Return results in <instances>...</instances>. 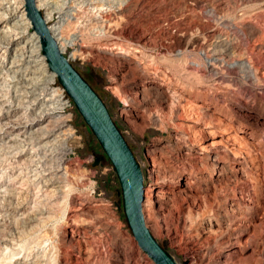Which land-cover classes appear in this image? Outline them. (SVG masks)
I'll return each instance as SVG.
<instances>
[{
  "label": "rangeland",
  "instance_id": "rangeland-1",
  "mask_svg": "<svg viewBox=\"0 0 264 264\" xmlns=\"http://www.w3.org/2000/svg\"><path fill=\"white\" fill-rule=\"evenodd\" d=\"M39 4L140 164L154 239L178 264H264V0ZM23 7L0 0V264H154L117 209L111 164L88 162L102 150L81 116L82 146L60 141L65 102ZM213 142L216 158L194 159Z\"/></svg>",
  "mask_w": 264,
  "mask_h": 264
},
{
  "label": "water",
  "instance_id": "water-1",
  "mask_svg": "<svg viewBox=\"0 0 264 264\" xmlns=\"http://www.w3.org/2000/svg\"><path fill=\"white\" fill-rule=\"evenodd\" d=\"M23 2L26 18L38 37L40 52L47 68L55 74L57 82L72 100L78 115L101 147L102 154L97 155L93 166H102L103 160L112 166L120 186L118 195L121 196V204L117 205V209L124 214L138 247L154 264H178L153 238L145 225L141 211L144 200L143 173L105 103L64 56L35 0Z\"/></svg>",
  "mask_w": 264,
  "mask_h": 264
},
{
  "label": "bare ground",
  "instance_id": "bare-ground-1",
  "mask_svg": "<svg viewBox=\"0 0 264 264\" xmlns=\"http://www.w3.org/2000/svg\"><path fill=\"white\" fill-rule=\"evenodd\" d=\"M35 4H36V6H37V8L39 9V10H41V6H40V4H39V0H35ZM23 5H24V2H23ZM24 8V7H23ZM45 21H47V19L48 18H46V13H45ZM22 19H21V21H25L27 24H29V21L27 20V18H26V14H25V10H23V14H22V17H21ZM30 25V24H29ZM49 28H50V30H51V33H52V35H53V37L55 38V40H56V42L58 43V45H59V48H60V50L63 52V50L66 48V47H69V46H71L72 45V43H73V41H74V39H72V40H69V41H66V45L63 47V45L59 42L60 41V28L59 27H51V26H49ZM34 36V39L36 40V45H37V48L39 49V51H40V47H39V42H38V37L34 34L33 35ZM65 42V41H64ZM61 44V45H60ZM52 73V72H51ZM53 75H52V77L53 78H55V74L54 73H52ZM59 95H60V98L62 99V96H61V94L59 93ZM174 97V96H173ZM61 99H60V101H61ZM176 99V98H175ZM174 99V100H175ZM63 100V99H62ZM173 100V99H172ZM172 102V101H171ZM177 102H178V100H177ZM172 103H174V102H172ZM179 104V103H178ZM174 105V104H173ZM62 106H65V103L64 104H62ZM127 106V105H126ZM220 142V141H219ZM193 144V143H192ZM208 146V145H207ZM196 147V146H195ZM218 147H219V143L218 142H213V143H211L210 145H209V148H207L206 146H204V147H199V150L201 151L200 153L199 152H194L195 154H194V159L195 160H199V162H201V161H203V160H206L205 159V157L206 158H216V156H217V153H218ZM192 148V147H191ZM222 151V150H221ZM192 152H190V154H191ZM206 154V155H205ZM190 156V155H189ZM215 160V159H214ZM213 160V161H214ZM217 161V160H216ZM209 162V161H208ZM196 164V163H195ZM191 165H192V162H191ZM196 166V165H195ZM213 167V166H212ZM155 175V174H154ZM165 176V175H164ZM161 178V177H160ZM158 179V177L156 176V180ZM161 180H163L164 181V178H161ZM158 182V181H157ZM160 182V181H159ZM195 183V181L194 180H191V182L188 184V182L185 184V185H183V187L181 186V188L179 189L180 190V193L182 194V195H186L185 197H189L190 196V193H191V189L193 188V184ZM160 184H161V182H160ZM179 184H180V181H177V186H179ZM181 185H182V182H181ZM185 186V187H184ZM180 187V186H179ZM153 191H152V197H153V203H155V204H157L158 205V207L160 208L161 207V210L162 209H164V208H166L165 207V205L167 206V212H166V214H164L163 212H159V213H157V211H156V213H155V211H154V213H155V215L158 217V218H163L165 221H166V218H168V221H169V219L171 218V215H173L172 214V212H171V210H173V209H170V207H169V202L170 201H168L167 203H165L164 202V198H167L168 196L165 194V192H163L162 191V189H158V188H154V189H152ZM148 192V191H147ZM146 192V193H147ZM167 192V191H166ZM171 192V191H170ZM179 193V192H178ZM168 194V193H167ZM170 195H171V193H170ZM173 195V194H172ZM174 196V195H173ZM172 196V197H173ZM192 196V195H191ZM195 196V195H194ZM194 196H192V197H194ZM191 197V198H192ZM190 198V197H189ZM190 198V199H191ZM197 198V197H196ZM196 200V199H195ZM198 200V199H197ZM172 202V201H171ZM192 202H193V200H192ZM196 202V201H195ZM144 202H142V207H141V211H142V214H143V206H145L144 204H143ZM146 203V202H145ZM147 205H148V203H147ZM147 205H146V207H147ZM173 206V205H172ZM157 207V208H158ZM172 208V207H171ZM151 209V208H150ZM175 209V208H174ZM151 211V210H150ZM153 212V211H152ZM151 212V213H152ZM174 212V211H173ZM154 217V216H153ZM143 218H144V222H145V225H146V227H147V229L149 230V228H148V226H147V224H146V221H145V217H144V214H143ZM155 218V217H154ZM172 219V218H171ZM175 219V218H174ZM163 220V221H164ZM179 220V219H178ZM160 221V220H159ZM179 222V221H178ZM178 222H176V223H178ZM166 223V222H165ZM174 223H175V221H174ZM171 224V223H170ZM162 225H164L163 223H162ZM177 225V224H176ZM190 225V224H189ZM159 227V226H158ZM168 227V226H167ZM186 227V226H185ZM159 228H161V227H159ZM166 228V227H165ZM162 230V229H161ZM221 231V230H220ZM149 232H150V230H149ZM213 232H215V231H212L209 227H207V228H202L201 230H199L198 231V236L199 237H201V238H203V239H207V238H209L210 239V236H211V234L213 233ZM151 233V232H150ZM167 233V232H166ZM169 233V232H168ZM194 233V232H193ZM187 234V233H186ZM185 234V235H186ZM197 234V233H196ZM216 234V233H215ZM152 235V234H151ZM190 235V234H189ZM193 235V234H192ZM188 236V235H187ZM184 237V236H183ZM190 237H191V235H190ZM190 237H188V239L187 240H190ZM193 237V236H192ZM221 237V236H220ZM154 238V237H153ZM182 239V238H181ZM198 239V238H197ZM192 240V239H191ZM194 241V240H193ZM199 241V240H198ZM136 242V241H135ZM188 242H191V241H188ZM187 243V242H186ZM181 248V247H180ZM224 264V263H223Z\"/></svg>",
  "mask_w": 264,
  "mask_h": 264
},
{
  "label": "built area",
  "instance_id": "built-area-1",
  "mask_svg": "<svg viewBox=\"0 0 264 264\" xmlns=\"http://www.w3.org/2000/svg\"><path fill=\"white\" fill-rule=\"evenodd\" d=\"M41 11V10H40ZM43 14V13H42ZM45 14H43V17L45 18L44 16ZM46 24H47V21H46ZM48 26V25H47ZM49 28V26H48ZM50 30V28H49ZM51 32V30H50ZM52 34V33H51ZM55 39V38H54ZM58 44V43H57ZM59 46V45H58ZM70 47V46H69ZM68 47H66L64 50H63V54L64 56L67 58V60L71 63L73 62L75 59L73 57V54H68V55H65L66 51ZM46 63V62H45ZM46 68H47V65H46ZM48 69V68H47ZM49 70V69H48ZM57 81V80H56ZM56 81L54 82L53 84V87L55 86L56 87ZM54 87V88H55ZM57 89H59L60 91V94L62 96V99L63 101L65 102V108L63 110H57V108H55L56 110V114H58V118L60 120H62L61 122V128L63 130H61L60 132H63V134H65L64 130L66 129V132L67 134L66 135H63V138L59 140L64 144V145H67V146H82V134L76 129V127L73 126L72 124V119L74 117V114H78L77 111H76V108L72 102V100L68 97V95L66 94V92L64 91V89L62 88V86L58 83L57 84ZM97 156H91L89 157V161H95V158ZM110 164V163H109ZM112 168V166H111ZM141 250V249H140ZM148 257V256H147ZM149 258V257H148ZM150 259V258H149ZM151 260V259H150ZM154 263V262H153Z\"/></svg>",
  "mask_w": 264,
  "mask_h": 264
}]
</instances>
